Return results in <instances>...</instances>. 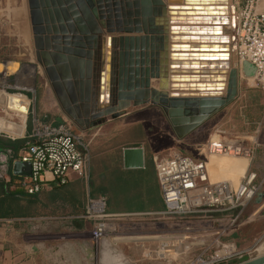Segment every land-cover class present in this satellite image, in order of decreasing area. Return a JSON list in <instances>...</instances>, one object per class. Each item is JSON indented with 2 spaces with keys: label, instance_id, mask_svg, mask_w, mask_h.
Listing matches in <instances>:
<instances>
[{
  "label": "water",
  "instance_id": "water-1",
  "mask_svg": "<svg viewBox=\"0 0 264 264\" xmlns=\"http://www.w3.org/2000/svg\"><path fill=\"white\" fill-rule=\"evenodd\" d=\"M219 2L28 0L36 61L63 115L87 132L101 127L108 118L126 115L132 107L151 105L162 109L179 139L202 127L238 98L240 71L232 68L226 84L217 82L223 75L218 73L228 66L220 63L218 72L214 60H221L224 54L208 52L213 49L205 48L204 40L185 41L177 35L206 33L220 9L210 4ZM185 15L184 23L175 17ZM175 25L188 29L173 31ZM242 73L253 79L256 69L245 62ZM68 96L74 107L69 105ZM78 98L85 107L78 108ZM83 118L91 121L84 122ZM63 122L59 117L53 126ZM5 157L14 175L31 176V170L24 172L25 167L30 169L29 163L17 160L11 164L12 157ZM124 165L126 169L143 168L144 150L125 149ZM263 188L264 184L260 192ZM99 247L101 264H132L109 240ZM243 264H264V255Z\"/></svg>",
  "mask_w": 264,
  "mask_h": 264
},
{
  "label": "crops",
  "instance_id": "crops-1",
  "mask_svg": "<svg viewBox=\"0 0 264 264\" xmlns=\"http://www.w3.org/2000/svg\"><path fill=\"white\" fill-rule=\"evenodd\" d=\"M46 90L48 96L52 97L54 102L52 107L56 111L46 115L43 121L47 119L50 123H55L57 118L62 117L63 121L72 123L63 115L58 98L49 83ZM67 100L69 105L74 107L70 96ZM78 100V108L85 107V104L80 103V98ZM80 113L84 117V112ZM82 121L91 120L83 118ZM204 125L187 136L186 140L198 143L200 134L206 133L203 131ZM136 127L141 129V136L130 133ZM30 131L31 129L28 130ZM84 134L90 145L88 177L80 178L72 174L66 186L56 188L59 185L51 180L52 176L48 173L46 175L48 182L39 194V206L32 209L35 213L33 216L0 218V264H97L95 257L97 246L93 239L94 223L84 218L85 208L90 199L105 198L107 212L110 215L165 219L160 216L165 211V203L158 180L157 164L182 149L180 146L183 139H179L170 128L162 109L151 105L132 107L126 115L115 120L108 118L104 125ZM4 138L12 141L24 140ZM208 140L207 135L201 145ZM137 147L144 150L145 165L141 169H126L124 150ZM7 149L16 150L18 155L16 160L21 161L22 157L27 156L24 150L15 147ZM5 150H0V177L9 182L15 175L13 166L8 167L5 164ZM235 166L233 160L221 161L212 158L208 163V168L215 173L216 179L228 176L238 181L240 171L235 169ZM29 171V166L24 168V172ZM214 218L217 220L219 217ZM115 220L117 218L111 223L118 230L119 225ZM194 223V229L200 224L207 226L205 230L209 238L217 239L219 231L214 228V225L218 226L215 221ZM152 226L154 225L144 227L145 234L158 233L153 236L156 241L150 242L151 235L147 234L144 235L146 238H141L147 240L133 247H158V238L164 237V234H159L158 227L154 229ZM139 230L134 228L131 232L139 233ZM200 232H203L200 234L203 235L205 231ZM109 241L114 247H121L115 239L110 238ZM122 251L133 264L138 263L135 260L138 257L135 249Z\"/></svg>",
  "mask_w": 264,
  "mask_h": 264
},
{
  "label": "built area",
  "instance_id": "built-area-1",
  "mask_svg": "<svg viewBox=\"0 0 264 264\" xmlns=\"http://www.w3.org/2000/svg\"><path fill=\"white\" fill-rule=\"evenodd\" d=\"M230 29L229 53L236 59L235 68L240 71V79H245L242 66L248 62L256 69L252 80L258 88L264 90V0H236ZM1 67L0 72L5 70L3 78L16 76L18 85L20 81L32 84L30 76H20L23 71L20 67H15L12 63H4ZM20 96L25 97L22 94ZM30 105L28 100V110ZM53 124L35 118L31 131L25 130L21 136L29 141L27 149L24 150L27 156L21 160L29 163L31 170V176L24 178L21 186L30 195L42 192L48 182V173L57 185L69 183L72 174L80 178L88 177L91 156L84 132L77 130L67 120L58 127ZM257 147L258 141L253 137L218 131L201 149L205 161L176 152L157 164L158 180L165 203V211L160 214L161 217L177 221L189 220L190 224L193 223V228L194 222L215 221L223 229L224 225H228V228L219 232L216 242L206 244V247L214 244L220 247L213 257L207 256L206 250L187 264H219L220 261L242 256L243 252L238 251L234 243L220 240L227 231L233 232V229L244 222L246 209L264 184L258 174L249 168L255 160ZM213 156L241 157L249 162L238 186L229 181L211 180L208 163L209 157ZM106 207V199L100 198L90 199L85 208L84 218L94 223L93 239L97 247L102 241L113 238L111 236L117 231L111 222L118 216L110 215ZM214 217L219 218L216 220ZM207 234L204 232L199 237L204 236L208 240ZM186 237L196 240V236ZM186 237L183 236L184 239ZM175 240L178 241L176 237L158 238L159 245L155 254L159 259H171V254L175 257L181 254L178 247H175ZM263 255L258 254L255 257Z\"/></svg>",
  "mask_w": 264,
  "mask_h": 264
},
{
  "label": "rangeland",
  "instance_id": "rangeland-1",
  "mask_svg": "<svg viewBox=\"0 0 264 264\" xmlns=\"http://www.w3.org/2000/svg\"><path fill=\"white\" fill-rule=\"evenodd\" d=\"M230 5V10L233 15L235 13L236 0H230ZM226 62L229 63V70H226L229 75L230 70L235 68L236 59L235 57L230 56V60ZM4 63H12L15 67H20L21 71L25 66H32L35 70L34 85L32 89H28L25 86H19L18 80L16 82V76L3 78L5 70L0 72L2 73L0 75V93H6L11 96L22 94L31 103L26 121L27 132L33 127L35 118L39 121H43V118L46 115L56 111V109L52 107V104L54 103L52 101V97L47 94V77L43 69L36 61L34 36L30 22L28 0H0V71L2 69L1 65ZM251 69L253 70V67H251ZM244 78L245 79H240V93L238 98L228 107L212 117L204 125L203 131H206V133L204 132L205 134H200L198 143H191L190 140H186L187 138H184L182 140V146H180L182 149L177 152L195 158L196 160H204L205 157L201 154V149L203 147L201 144H203L204 138L207 137V135L210 139L216 134V132L221 131L230 134H238L243 137H253L258 141V147L255 160L249 168L251 171L258 174L261 181H264V90L258 88L252 79L247 77ZM0 119H4L10 123H15L19 126L22 121L14 112H7L6 103L3 99H0ZM170 128H172L171 125ZM4 137L14 139L22 138L21 136L9 134L4 131L0 132V138ZM212 158L221 161H235V169H238L240 174L238 176V181L232 180L228 176L216 179L214 175L215 173H212L209 169L211 180L213 182L229 181L233 185L238 186L243 175L248 169L249 162L241 157L223 156L209 157V161H211ZM243 218L244 222L242 224L233 229V232L227 231L226 234V236L230 233L240 235L239 238H233L232 240H229V242L234 243L237 250L243 252L242 256L239 258L220 261L219 264H236L233 262L236 261V259L241 261L237 264H243L258 254H264V188L257 198L248 206ZM115 223H117L120 228L118 227L116 233L111 237L118 241L121 247L114 248L131 263L132 261L122 250L135 249L136 255L138 256L135 258L136 262H138L136 264H187L189 261L200 256L206 250L208 251L207 256L213 257L214 253L218 252L220 249V247H216L215 244L212 247H206V244L213 241L216 242L217 239L209 238L207 240L204 236L199 237L200 234L203 233L200 231L208 233L205 230L208 227L204 224H200V226L194 229L192 227L193 223L190 224L189 220L177 221L172 218L158 219L148 216H137L118 217L117 220H115ZM155 224H158L159 226H156ZM146 225H148V227L154 225L152 226L154 229L158 227V230H160L159 234L163 233L166 239L176 237L178 241L175 240L177 242L175 247H178L181 254L177 257H175L174 254H171V259H159L155 254L157 247H133L135 245H139L142 241L147 240L141 239L147 234L151 235L149 236L150 242L155 240L153 239V236L158 233L148 232L145 234L146 231L144 227H146ZM221 227L223 226L214 225V228H216L219 232L228 228V225H224L225 229ZM134 228L140 229L138 231L139 233H132L131 230ZM187 229H190L191 231L189 232ZM181 235L182 238H180ZM183 236H196V240L187 239V237L184 239ZM224 237H222L220 241H223ZM95 248L96 263L101 264L100 247Z\"/></svg>",
  "mask_w": 264,
  "mask_h": 264
},
{
  "label": "bare ground",
  "instance_id": "bare-ground-1",
  "mask_svg": "<svg viewBox=\"0 0 264 264\" xmlns=\"http://www.w3.org/2000/svg\"><path fill=\"white\" fill-rule=\"evenodd\" d=\"M208 1V0H207ZM215 1H221V3H212L210 4L213 7H219L218 13L213 15L215 19L213 20L214 25H208V31H205L206 33H195V34H180L177 35L180 39L183 38L185 41H191L190 39H196L194 40L195 42L204 40L205 42H202L204 44H207L208 46L205 47L209 50L213 49V51H208V52H213L216 54L223 53L224 57L220 60V57L217 60H214V66L219 69L218 72H221L220 70V63L223 65L228 66L229 68V63L226 61L230 60V56H232L230 52V34H231V29L230 25L232 22V11L230 10V0H214ZM172 6L178 7L179 4H173ZM216 10V9H215ZM233 10V8H232ZM177 18H181L180 22L184 23V19L187 17L185 16H175ZM186 21V20H185ZM196 22V21H195ZM229 26H225V25ZM177 29H188V26L186 25H175ZM229 27V28H227ZM205 28V27H204ZM215 28V29H214ZM228 29V30H227ZM180 32V31H179ZM187 44V43H186ZM219 56V55H217ZM227 67L223 70L222 73L218 74H223L220 76V80L217 82H222L224 84L227 83L228 81V73H227ZM30 76L32 78V84L29 85L26 82L20 81L19 86H26L27 88H33V79L35 76V70L32 66H25L23 68V71L21 72L20 76ZM222 89H225V87H222ZM222 94H225V91L222 92ZM0 99L5 100L6 103V110L7 112L12 111L14 112L22 121L21 125H17L15 123H10L7 122L4 119H0V132L4 131L9 134H13L16 136H22L25 133L26 130V121H27V113H28V100L25 97H21L20 95H8L6 93H0ZM215 158V157H214ZM228 159V158H227Z\"/></svg>",
  "mask_w": 264,
  "mask_h": 264
},
{
  "label": "trees",
  "instance_id": "trees-1",
  "mask_svg": "<svg viewBox=\"0 0 264 264\" xmlns=\"http://www.w3.org/2000/svg\"><path fill=\"white\" fill-rule=\"evenodd\" d=\"M132 134L136 136H141V129L139 127L133 128L131 130ZM28 139L12 141L7 138H0V150H5L7 147H15L20 150L27 149ZM5 149H3V147ZM4 156L7 154L12 157L11 164L14 161H17V153L16 150L7 149L4 151ZM24 180L23 176H12L9 182L2 177H0V218H25L33 216L35 213L33 212L34 206L38 208L39 206V194L30 195L27 191L21 186ZM68 184V183H67ZM66 184V185H67ZM66 185H59L56 188H61ZM240 235L236 233H230L223 238V242H229L233 238H239ZM236 264L241 262L236 259L233 261ZM232 262V263H233ZM226 264V263H220Z\"/></svg>",
  "mask_w": 264,
  "mask_h": 264
},
{
  "label": "snow or ice",
  "instance_id": "snow-or-ice-1",
  "mask_svg": "<svg viewBox=\"0 0 264 264\" xmlns=\"http://www.w3.org/2000/svg\"><path fill=\"white\" fill-rule=\"evenodd\" d=\"M173 11H175V9H173ZM173 31H179V29H173Z\"/></svg>",
  "mask_w": 264,
  "mask_h": 264
}]
</instances>
